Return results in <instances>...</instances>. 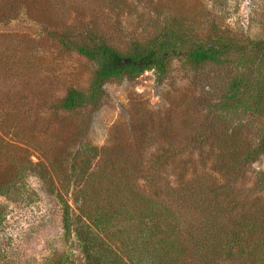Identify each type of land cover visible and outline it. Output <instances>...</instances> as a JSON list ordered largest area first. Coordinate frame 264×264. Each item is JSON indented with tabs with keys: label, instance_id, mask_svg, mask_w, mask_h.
<instances>
[{
	"label": "rangeland",
	"instance_id": "rangeland-1",
	"mask_svg": "<svg viewBox=\"0 0 264 264\" xmlns=\"http://www.w3.org/2000/svg\"><path fill=\"white\" fill-rule=\"evenodd\" d=\"M90 7L72 8L67 24L80 30L96 25L123 47L145 34L149 11L160 27L168 15L179 18L174 28L184 25L190 42L224 35L264 40V0H125L115 9L92 0ZM34 18L0 23V264H88L75 229L85 180L80 172L110 170L106 158L148 177L154 157L170 152L174 159L159 172V198L166 186L185 195L197 176L219 191L229 182L237 197L235 214L257 213L264 228V154L227 177L208 140L228 133L243 144L259 142L264 114L232 106L230 88L236 76L253 87L264 80L262 52H233L223 63L199 67L185 55L173 56L163 72L153 68L111 78L94 100L67 110L62 101L68 89L89 96L98 66L76 50H63L54 27ZM14 43L19 51L3 50ZM205 136V144L193 140ZM88 152L92 159L85 165ZM137 186L153 194L147 179H137ZM66 203L75 221L70 234L64 228ZM256 257L255 264H264V250Z\"/></svg>",
	"mask_w": 264,
	"mask_h": 264
},
{
	"label": "trees",
	"instance_id": "trees-1",
	"mask_svg": "<svg viewBox=\"0 0 264 264\" xmlns=\"http://www.w3.org/2000/svg\"><path fill=\"white\" fill-rule=\"evenodd\" d=\"M124 1L98 0V3L115 9ZM146 1L151 4L152 0ZM91 2L0 0V23L22 15L35 17L42 25L54 27L63 50H76L97 64L92 92L86 96L81 89H68L62 101L67 110L84 106L88 97L90 101L94 100L102 85L111 78L137 77L153 68L163 72L173 56L185 55L195 67L223 63L233 52L247 49L260 51L264 56L263 39L243 42L224 35L207 43L190 42L187 39L189 31L184 25L179 30L174 28L180 23L179 18L168 15L164 26L160 27L156 26L151 11L143 38L137 37L123 47L113 41V34L96 25H85L80 30L74 24H67L66 18L72 8L87 11ZM156 11L153 13L157 15ZM59 14L61 19L55 21L60 18ZM3 50L19 51L16 43ZM243 81L242 76L231 81L232 106L264 114V80L256 87ZM220 135L208 140L217 147L216 166L223 169L227 177L237 175L238 167L246 166L259 154H264V132L256 146L243 144L237 134ZM207 137H194L193 140L205 144ZM91 159L90 152L83 155L85 165ZM170 159H174L170 152L156 155L148 177L138 167L122 168L110 158L105 159L111 162V165L106 162L108 171L104 167L89 172L81 170V179L85 180L79 188L78 221L71 219L68 203L63 220L69 234L75 222L88 264H255L256 254L264 250V228L258 214L238 216L234 212L237 197L231 194L233 189L229 182L219 191L215 184L209 185L206 177L200 176L194 182H188L185 195L177 187L166 186V196L159 198V172ZM181 174L185 177V169ZM139 178L148 180L153 194H147L137 186ZM188 189L193 190V194Z\"/></svg>",
	"mask_w": 264,
	"mask_h": 264
}]
</instances>
